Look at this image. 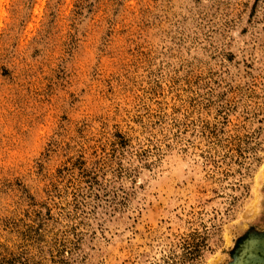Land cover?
<instances>
[{"label": "rangeland", "instance_id": "374dc122", "mask_svg": "<svg viewBox=\"0 0 264 264\" xmlns=\"http://www.w3.org/2000/svg\"><path fill=\"white\" fill-rule=\"evenodd\" d=\"M0 264H264V0H0Z\"/></svg>", "mask_w": 264, "mask_h": 264}]
</instances>
